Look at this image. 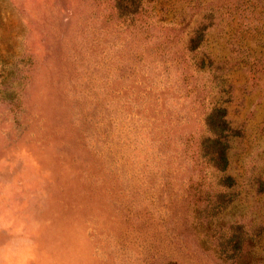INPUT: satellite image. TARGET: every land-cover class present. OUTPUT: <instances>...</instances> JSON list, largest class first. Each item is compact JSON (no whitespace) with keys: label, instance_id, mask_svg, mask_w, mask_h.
<instances>
[{"label":"rangeland","instance_id":"obj_1","mask_svg":"<svg viewBox=\"0 0 264 264\" xmlns=\"http://www.w3.org/2000/svg\"><path fill=\"white\" fill-rule=\"evenodd\" d=\"M211 98L264 264V0H0V264H226L193 210Z\"/></svg>","mask_w":264,"mask_h":264},{"label":"trees","instance_id":"obj_2","mask_svg":"<svg viewBox=\"0 0 264 264\" xmlns=\"http://www.w3.org/2000/svg\"><path fill=\"white\" fill-rule=\"evenodd\" d=\"M182 21L183 19L179 22ZM199 44L200 34L198 30H194L189 38L188 50L198 51ZM192 63L194 68L198 70L202 67L203 60L193 59ZM210 102L211 109L204 116L205 130L204 134L200 135L201 139L194 150L196 156L193 157L194 164L192 167L197 168L199 171L205 170L206 174L208 173L210 175V179L213 176L215 179L217 176L216 172L226 173L229 160L228 151L231 147L230 140L235 128L230 124L231 122L227 116L226 108L221 105H216L217 100L213 98H211ZM150 110V112L155 113L154 106ZM154 115H157V113ZM152 121H154V118ZM168 133L169 131L164 128L156 131L154 135L161 134L160 138L164 139ZM179 137L185 138V135H180ZM189 138H185L186 142ZM214 172L216 176L213 175ZM203 178L204 175H201L200 180L202 181L197 182L205 183L206 181L204 182ZM219 184L220 186L217 187ZM208 187L202 190L203 192L201 191L202 195L199 198L200 200H204V204L201 205L198 203V200L194 202L195 222L197 224H203L205 222L207 231L205 230L204 233L205 235L211 234L215 236L216 241L213 245L211 243V247H213L214 251L223 261L227 262L226 264H256L261 258V254L257 255L252 249L248 248V245H251V236H246L245 239L243 238L239 231L242 224L237 219L236 214L240 213L242 215L244 213L246 215V213H252V216H258V211H255L254 207L251 206H248V208L247 205H244L240 209L237 208V204L232 200L235 187H233V178L230 174L222 175L220 181L215 180L214 183H208ZM245 246H247L246 249H244Z\"/></svg>","mask_w":264,"mask_h":264}]
</instances>
